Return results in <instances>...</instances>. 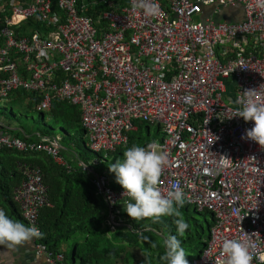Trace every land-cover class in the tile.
Masks as SVG:
<instances>
[{
    "label": "built area",
    "instance_id": "obj_1",
    "mask_svg": "<svg viewBox=\"0 0 264 264\" xmlns=\"http://www.w3.org/2000/svg\"><path fill=\"white\" fill-rule=\"evenodd\" d=\"M154 2L158 16L133 9L131 0L113 9L109 0L94 19L78 0H0V97L23 89L30 94L24 106L40 112L55 99L68 101L93 152L126 145L139 122L158 124V144L170 161L161 190L179 180L186 203L213 217L191 264H219L222 241L245 234L253 264H264V148L245 136L252 121L232 117L244 90L264 98V9L256 0ZM1 148L44 152L71 169L57 138L28 141L0 130ZM77 165L94 174L109 229L125 225L118 215L129 200L123 188H112L86 161ZM17 168L22 180L12 199L25 222L38 227L49 205L43 173L25 161ZM35 247L50 264H65L62 252L41 242Z\"/></svg>",
    "mask_w": 264,
    "mask_h": 264
},
{
    "label": "trees",
    "instance_id": "obj_2",
    "mask_svg": "<svg viewBox=\"0 0 264 264\" xmlns=\"http://www.w3.org/2000/svg\"><path fill=\"white\" fill-rule=\"evenodd\" d=\"M108 1L78 0V2L85 5L81 12L94 19L99 16L100 12L109 9ZM119 5H127V0H113V9H118ZM27 96L30 97V94L20 89L11 95V100H15L24 106V100ZM27 107L32 108L33 105L29 104ZM9 110L12 111V107ZM39 113L40 116H44V112L39 111ZM49 113L54 125L59 130L62 141H67V143L76 142L78 135L77 133H72L71 129L78 127L81 131L84 130L80 123L78 108L68 101L55 99L51 103ZM2 124L0 125L1 131H10L28 141H39L43 137L48 139L55 137L52 132H42L41 130H38L37 133L33 131L25 132L7 124ZM143 124H145L147 129L149 128L150 124L147 122H139L136 130L128 133V143L125 146L117 147L112 152L106 153V159L102 158L101 153L93 152L87 147L89 151L96 155V162L91 163L94 173L99 174L102 172V161H108L109 156H120L119 154H123V151L133 144L138 145L141 139L139 132H141ZM54 125H49L50 131L56 128ZM157 127L158 133L161 134L159 126ZM59 153L61 154V152ZM18 161L38 165L43 173V180L47 185L49 205L44 206L39 213L38 225L44 234L43 239H39V241L44 243L49 249L56 251L62 247L65 251L66 248L70 247L71 251L73 249L74 254L72 257L66 254V257L70 261L74 259V262L78 261L81 264H112L117 258L122 259L123 264H134L138 260L135 258L132 246H130L132 241L138 247L140 245L142 252L145 254L146 262L161 264L159 257L163 254L164 249L160 246H157L154 250L151 249L156 237H159L160 241H162L161 236L152 231H147L144 233V243H139L138 237L124 240L125 236L129 234L137 235L130 231L122 233L117 230L113 233H108L107 229L102 225L105 216V211H102V207L105 204H103L104 201L101 194L93 184L94 174L81 170L78 165L69 170L65 166L56 163L50 155L44 152H19L10 148L0 149V206H4L3 204L6 203L7 206L14 209L15 214L13 217L20 216L18 206L12 199L13 188L19 185L22 180V175L17 169ZM110 186L115 189L122 188L114 181H110ZM189 207V205L185 204L182 209H184L185 213H189ZM192 210L202 215L206 226L204 227L200 219L197 218H194L193 222L187 220L190 227L186 230L184 236H178V239H181L182 246L186 251L187 249L194 250L198 254L208 239L212 215L206 210L197 211L194 208ZM190 216L192 215H187L186 219H190ZM174 219L175 217L165 216L161 218L160 223H145L140 220H136L135 223L138 226L149 225L163 231L166 230L169 235H177ZM186 259L187 261L191 260L188 254Z\"/></svg>",
    "mask_w": 264,
    "mask_h": 264
},
{
    "label": "clouds",
    "instance_id": "obj_3",
    "mask_svg": "<svg viewBox=\"0 0 264 264\" xmlns=\"http://www.w3.org/2000/svg\"><path fill=\"white\" fill-rule=\"evenodd\" d=\"M131 6L133 9L142 10L146 16H158L161 14L159 5L154 0H131ZM256 6L264 9V0H256ZM237 103L240 107L232 117H241L245 122L252 121L253 127L246 129L245 136L247 139L256 142L261 148H264V98L258 95L257 89L250 88L243 91V95ZM156 125L159 126L158 124ZM223 158L225 161L229 159ZM169 163L168 153L155 141L148 143L146 146L133 144L127 148L123 152V159L116 160L109 167V171L115 173L116 182L123 188V195L129 197V200L118 209V215L122 217L125 225H121V227L115 230L109 229L105 223V217L107 215L106 202H104L106 210L102 225L107 229L108 233H113L117 230L122 233L128 231L136 233L139 243H144V233L152 231L162 238V241L152 243L153 248L160 246L164 249L163 254L159 257L161 264H191L192 259L201 252L196 254L190 261H187L186 250L182 246L181 239H178V236L183 237L186 230L190 227V224L185 220L180 211V208L187 204L184 190L181 188L179 180L172 184L166 193L160 187L161 177ZM102 199L105 201L104 198ZM187 205L194 208L193 205ZM165 216L175 217L173 222L176 225L177 235H169L166 230L163 231L162 229H157L149 225L138 226L135 223L136 220L145 219H149L153 223H160L161 218ZM20 217L22 218L21 214ZM22 220L24 223L10 218L6 211L0 208V246L8 250H18L19 247L29 244L33 240L36 245V243L40 242L39 239H43L44 234L39 230L40 228L38 229L39 225L38 227L28 225L23 218ZM132 244L134 243L131 241L130 246ZM251 247L248 235L246 234L241 239L225 238L221 244L222 259L219 261V264H253L254 253L251 251ZM139 249L142 257L137 259L138 262L134 264H151L145 261V254L142 252L140 245ZM56 251L64 254L65 264H81L78 261L74 262V259L72 260L73 262H67L68 258L62 247ZM72 252H74L73 249L70 257H72Z\"/></svg>",
    "mask_w": 264,
    "mask_h": 264
},
{
    "label": "rangeland",
    "instance_id": "obj_4",
    "mask_svg": "<svg viewBox=\"0 0 264 264\" xmlns=\"http://www.w3.org/2000/svg\"><path fill=\"white\" fill-rule=\"evenodd\" d=\"M210 15L211 13L207 9L204 17L210 16ZM195 19H201V17H195ZM10 107H12V111L9 110ZM43 115L44 116L41 119L40 113L37 109L22 106L21 104H19V102L15 100H11V97L9 98L0 97V122L7 124L10 127H15L16 129H20L24 131L33 130V132L37 133L38 130H41L42 132L54 133V136L58 138L59 144L61 146V151H60L61 155L70 163L71 167L77 166V163L79 160H84L89 165H91V163L96 162L95 161L96 155L87 149L88 144H89V137L84 130L81 131L78 127L72 128L71 129L72 133H77L78 138H76V142L71 141L67 143V141H62L61 136L59 134V130L56 127V125H54L50 113L44 112ZM51 124L54 125V127H56L53 131L49 130V125ZM157 128L158 127L156 124H150L149 128L147 129L145 124H143L142 130L141 132H139V136L141 137V139L139 140L138 145L143 144L145 146L147 143H150L153 141L158 143L160 140L161 134L158 133ZM119 155L120 156L118 155L109 156L108 161H102V164H101L102 172L101 173L104 174L109 180L113 181L114 179H116L115 173L110 172L109 167L111 166V164H114L116 160L123 159V154H119ZM101 156L102 158H105L107 157V154L104 151H102ZM105 210H106V206L102 207V211H105ZM180 211L182 212L186 221L189 220L190 222H193L192 220L194 218H197V219H200L204 227L206 226L205 220L203 219L202 215L193 212L192 207H189V213H185L184 209L182 208L180 209ZM189 214L192 215L190 216L191 218L186 219V216ZM140 221L145 222V223H153L149 219L140 220ZM137 237L138 235L129 234L128 236H125L124 240H129V239H133ZM120 242L122 243L121 239H120ZM155 242L157 243L160 242V238L156 237ZM131 246L135 252L136 259H139L140 257H142L139 247L135 244H132ZM151 249L154 250L152 245H151ZM65 252L66 254L70 255L71 248L70 247L66 248ZM186 252L191 259L195 257L196 255V252L194 250L187 249ZM68 260L70 261V259H67V262H69ZM112 264H123V260L120 258H117L115 259V262H112Z\"/></svg>",
    "mask_w": 264,
    "mask_h": 264
},
{
    "label": "crops",
    "instance_id": "obj_5",
    "mask_svg": "<svg viewBox=\"0 0 264 264\" xmlns=\"http://www.w3.org/2000/svg\"><path fill=\"white\" fill-rule=\"evenodd\" d=\"M232 10H237L238 13H235L232 11L233 13L236 14L235 17L237 19L242 17V10L240 7L237 6ZM220 17H221V14L217 16L218 19H220ZM30 131H33V130H30ZM113 181L116 182V179H114ZM3 205L4 206L1 205L0 208L4 209L9 217H12L13 219H17L24 223V221L22 220L20 216L13 217L15 214L14 209H11L9 206H7L6 203H4ZM34 245L35 244L33 240L31 243L25 244L19 247L18 250H8L4 248L3 246H0V264H49L43 256L35 252Z\"/></svg>",
    "mask_w": 264,
    "mask_h": 264
},
{
    "label": "water",
    "instance_id": "obj_6",
    "mask_svg": "<svg viewBox=\"0 0 264 264\" xmlns=\"http://www.w3.org/2000/svg\"><path fill=\"white\" fill-rule=\"evenodd\" d=\"M41 118H43V116H41ZM73 253H74V252H72V256H73ZM73 261H74V260H73Z\"/></svg>",
    "mask_w": 264,
    "mask_h": 264
}]
</instances>
